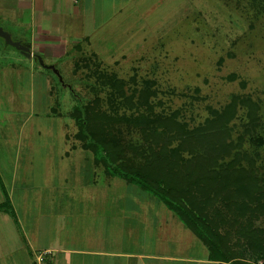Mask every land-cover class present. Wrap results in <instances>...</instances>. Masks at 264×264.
<instances>
[{"label":"rangeland","instance_id":"1","mask_svg":"<svg viewBox=\"0 0 264 264\" xmlns=\"http://www.w3.org/2000/svg\"><path fill=\"white\" fill-rule=\"evenodd\" d=\"M21 1L0 0V27L13 40L29 35V26L11 17ZM249 1L96 0L100 17L95 25L102 29L93 42L82 40L66 47L64 54L41 57L60 79L0 38V182L5 191H13L14 197L22 188L84 196L128 192L129 207L158 205L150 195L93 163L92 152L82 149L83 142L75 137L78 129L71 117L73 108L82 104L113 118L110 125H102L106 150L114 146L126 163L140 161V152L150 155L135 124L144 113L138 98L145 91L154 114L172 118L188 133L203 128L216 115L223 118L227 131L215 142L226 147L215 152L217 164L227 171L251 173L259 193L264 192V0H256L259 7ZM27 14L22 10L21 21ZM109 79L117 87H109ZM119 94L132 98L131 104ZM245 100L250 107L242 103ZM176 146L174 141L169 148ZM158 148L156 144L153 152ZM31 175L33 183L21 184ZM39 181L45 184L34 183ZM232 198L234 204L246 201L254 206L243 194ZM89 201L93 204L88 206L96 202L105 206L110 200ZM225 205L218 200L209 214L225 224L234 221L230 232H242L243 227L264 232L263 211L244 209L240 217L233 204ZM223 226L218 233L225 232ZM226 247L240 252L244 261L264 263L250 255L239 235H229Z\"/></svg>","mask_w":264,"mask_h":264},{"label":"crops","instance_id":"2","mask_svg":"<svg viewBox=\"0 0 264 264\" xmlns=\"http://www.w3.org/2000/svg\"><path fill=\"white\" fill-rule=\"evenodd\" d=\"M95 1L17 2L11 17L18 24L28 25L29 35L14 40L48 58L64 54L66 47L82 40L93 42L95 33L102 29L95 25L100 17ZM22 10L28 12L23 21ZM120 13L121 9L117 11ZM31 179L32 175L21 184L28 187ZM39 182L34 183L45 184ZM25 190L22 188L16 197L13 191H6L9 206L0 209V264H32L33 256L45 250L50 255L43 264H220L209 260L205 246L157 200L156 206L135 208L128 206V192H86L84 196L71 191L48 194ZM78 198L80 201H76ZM96 198L114 205L98 206L102 203L96 202L88 206L93 204L89 200ZM3 202L2 194L0 204ZM185 251L189 252L187 256Z\"/></svg>","mask_w":264,"mask_h":264},{"label":"trees","instance_id":"3","mask_svg":"<svg viewBox=\"0 0 264 264\" xmlns=\"http://www.w3.org/2000/svg\"><path fill=\"white\" fill-rule=\"evenodd\" d=\"M251 2L256 7L260 6L256 0H250L249 4ZM115 82L109 79L107 85L111 88L115 85L117 87ZM121 86L118 85L117 88L120 93ZM119 95L126 103L131 104L132 98ZM148 97V92L144 91L138 98V105L143 108L144 113L138 115L135 124L150 152L149 156L140 152V161L126 163L119 157L120 150L114 146L106 150L108 141L102 125L114 119L94 111L93 106L78 104L73 108L71 117L78 129L75 137L83 142L82 149L92 152L93 163L101 164L105 173L140 189L166 207L205 246L209 260L218 261L220 264H252L242 260L240 252L236 253L226 247L228 236L234 234L245 240V246L251 256L264 259L262 230L253 231L243 227L242 232H230L234 221L225 224V220L216 221L213 215L209 214L213 205L220 199L226 202L227 207L233 204L238 210L235 213L240 217H243L244 209L264 212V202H261L264 192L259 193L251 173L244 169L227 171L216 162L215 152L226 147L222 142H215L226 134L224 132L227 129L221 123L223 118L216 115L215 120L207 122L203 128L188 133L184 125L172 118H161L154 114ZM242 103L247 107L251 106L246 100ZM174 141H177V146L169 148ZM156 144L159 148L158 152L154 153L153 147H156ZM130 149L136 151L134 147ZM183 153L186 156H183ZM0 186L4 196V202L0 204L2 209L7 208L9 202L1 182ZM234 194H243L248 202L254 203V208L245 203V200L243 204H234ZM222 224L226 225V228L225 232L220 234L218 229L219 226L224 227Z\"/></svg>","mask_w":264,"mask_h":264},{"label":"water","instance_id":"4","mask_svg":"<svg viewBox=\"0 0 264 264\" xmlns=\"http://www.w3.org/2000/svg\"><path fill=\"white\" fill-rule=\"evenodd\" d=\"M0 38L3 39V41L5 42V44L10 45L14 48H16L22 55H24L26 58H31L33 57L34 59H36L42 67L44 68H48L53 70V72L58 75V72L54 69V67L52 65H45L42 60L41 57L39 55L34 54L29 47L25 46L21 41L19 40H13L11 35L9 33H7L6 31H4L1 27H0ZM60 79V77H59Z\"/></svg>","mask_w":264,"mask_h":264},{"label":"built area","instance_id":"5","mask_svg":"<svg viewBox=\"0 0 264 264\" xmlns=\"http://www.w3.org/2000/svg\"><path fill=\"white\" fill-rule=\"evenodd\" d=\"M50 255V251H40L33 256L32 264H43L46 257Z\"/></svg>","mask_w":264,"mask_h":264}]
</instances>
